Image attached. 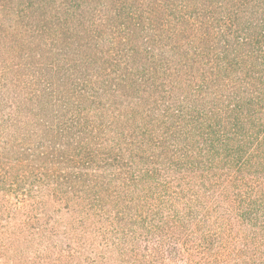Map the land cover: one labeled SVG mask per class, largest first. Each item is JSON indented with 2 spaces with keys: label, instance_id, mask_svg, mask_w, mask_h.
<instances>
[{
  "label": "trees",
  "instance_id": "obj_1",
  "mask_svg": "<svg viewBox=\"0 0 264 264\" xmlns=\"http://www.w3.org/2000/svg\"><path fill=\"white\" fill-rule=\"evenodd\" d=\"M0 264H264V0H0Z\"/></svg>",
  "mask_w": 264,
  "mask_h": 264
}]
</instances>
